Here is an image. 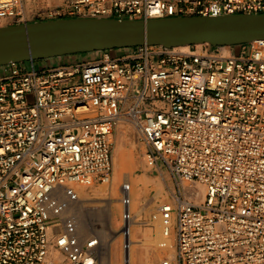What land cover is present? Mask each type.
Returning <instances> with one entry per match:
<instances>
[{
  "label": "built area",
  "instance_id": "2783aa9c",
  "mask_svg": "<svg viewBox=\"0 0 264 264\" xmlns=\"http://www.w3.org/2000/svg\"><path fill=\"white\" fill-rule=\"evenodd\" d=\"M0 0V21L264 13V0ZM187 49L141 44L93 60L0 66V264H102L67 202L113 179V134L135 129L173 181L157 213L175 255L160 264H264V40ZM205 187L197 204V187ZM123 248L133 217L121 184ZM166 245V241L162 242ZM125 263L127 260L125 259Z\"/></svg>",
  "mask_w": 264,
  "mask_h": 264
},
{
  "label": "water",
  "instance_id": "95a60500",
  "mask_svg": "<svg viewBox=\"0 0 264 264\" xmlns=\"http://www.w3.org/2000/svg\"><path fill=\"white\" fill-rule=\"evenodd\" d=\"M257 40H264V13L38 19L0 26V66L104 50L118 53L141 44L237 46Z\"/></svg>",
  "mask_w": 264,
  "mask_h": 264
},
{
  "label": "bare ground",
  "instance_id": "6f19581e",
  "mask_svg": "<svg viewBox=\"0 0 264 264\" xmlns=\"http://www.w3.org/2000/svg\"><path fill=\"white\" fill-rule=\"evenodd\" d=\"M178 48L184 50L188 48V45L179 46ZM225 48L229 49L228 45H226ZM120 126L123 128V132H125L126 134V140L128 141L130 147H124L122 138H118L116 140L115 162L118 170L116 177H114V180H112L110 184L108 183L105 184V186L103 185V188L101 190L96 189V187H94L93 185L78 186L77 190L79 198L75 201H71L63 195L62 197L67 202L66 214L75 219L80 237L85 238L93 234L100 238L101 249L103 254L102 264H152V262L155 258H157L158 255L161 258L172 257L175 255L174 234L171 233L169 237H164L161 221L158 218V215H155L156 213H154L152 216V222L154 223V227H148L149 229L146 228L148 230L143 231V234L141 236H136V230L134 227L136 223L140 221V218L138 217L142 215L144 206L149 203L148 201L144 203V195L147 194L146 192L148 190H145L147 186L146 183V186H144L145 188H138L139 186H136V181L132 179L131 173L139 166L137 160L138 147L136 146L134 138L131 137L133 130L128 126L126 127V124H122ZM133 129L135 128L133 127ZM144 174L142 175L143 178ZM160 175L162 180L166 182V179L162 172H160ZM138 180L140 181V179ZM124 181H127L131 184L132 203L130 206V211L133 213V217L129 220V222L126 223V226L130 229V235L126 238L127 243L129 245V249L126 251L123 248L124 236L120 230L122 225L124 224L122 218L124 207L120 199L122 193L121 184ZM161 190H158V194L161 193ZM197 191L198 193L195 202L197 204H200L205 198L206 190L202 186L197 187ZM98 194H101L100 196H102V199L105 200L103 201V203L95 204V202H89V200L93 199L94 195ZM153 197H151V199H154ZM158 207L154 208L157 209ZM116 211L118 212V216L116 215ZM148 223H150V221ZM137 226L138 225H136V227ZM165 241L166 245L164 246L162 245V242ZM136 256H138L137 259ZM125 259L127 260V263H125Z\"/></svg>",
  "mask_w": 264,
  "mask_h": 264
},
{
  "label": "rangeland",
  "instance_id": "374dc122",
  "mask_svg": "<svg viewBox=\"0 0 264 264\" xmlns=\"http://www.w3.org/2000/svg\"><path fill=\"white\" fill-rule=\"evenodd\" d=\"M25 3L27 4V9H28V11H30L31 9H32V7H33V4H32V0H25ZM45 16H43V17H37V16H34V15H32V14H30V12H28L27 14H26V16H24V20H26V21H33V20H38V19H40V18H44ZM7 21H0V26H4V25H8L7 23H6ZM11 25V24H10ZM114 53H117V52H114ZM82 54H87V53H82ZM89 55H93V57H96L97 55H99V54H97V53H92V54H89ZM130 127L132 130H133V132H132V135H131V137L132 138H134V141L136 142V146L138 147V156H137V160H138V164H139V166L131 173V175H132V179L133 180H135L136 181V186L138 187V188H140V187H144V186H146V188H145V190H148L146 193L147 194H145L144 195V203H146L147 201L149 202V203H147L145 206H144V210L142 211V215L140 216V217H138V218H140V223L138 222V223H136V225H138L137 227H136V225H135V234H136V236L137 237H139V236H141L143 233V231H147L149 228L148 227H154V223L152 222V216H153V214L154 213H157V210H158V208L157 209H155L154 207H158L159 205H160V202H161V204L163 203V202H165V201H168L170 198H171V196H170V188L171 187H173V181H172V179H171V175H170V173H169V171H168V168H167V166H166V164L164 163V161L163 160H161L159 163H160V166H161V169H162V173H163V175H164V177H165V179H166V182H164L163 180H162V178H161V175H160V172L158 173L157 171H154L153 169H151V168H149L148 166H147V164H146V161H145V151H146V146H145V144L143 143V141L141 140V138H140V136L138 135V133L136 132V130L135 129H133V127H131L130 125H128V124H126V127ZM122 131H121V130ZM124 130H123V128L121 127V126H118L117 127V129L115 130V132H114V134H113V141H114V145H113V157H114V174H113V179L112 180H114V177H116V175H117V165H116V162H115V157H116V151H115V148H116V140L118 139V138H122V142H123V144H124V147H130V145H129V143H128V141L126 140V134H125V132H123ZM118 133V134H117ZM121 136V137H120ZM125 136V137H124ZM140 167V168H139ZM140 169V170H139ZM145 173V174H144ZM135 174V175H134ZM144 174V178L142 177V175ZM141 175V176H140ZM148 176V177H147ZM142 177V178H141ZM138 179H140V181L138 180ZM149 179V180H148ZM153 179V180H152ZM138 180V181H137ZM149 182H148V181ZM145 181H147L148 182V184H147V182H145ZM153 181H154V183H153ZM112 182V181H111ZM110 182V183H111ZM142 182V183H141ZM156 182V183H155ZM109 183V184H110ZM145 183H146V185H145ZM141 184V185H140ZM103 185L105 186V183H98V184H95V185H93L94 187H96V189H99V190H101L102 188H103ZM151 186V187H150ZM203 185H200V184H198V186H197V184H196V187H202ZM153 187V188H152ZM159 187V188H158ZM148 188V189H147ZM151 188V189H150ZM158 188V189H157ZM161 188H162V190H161ZM203 188H205L204 186H203ZM157 189V190H156ZM158 190H161V193H159L158 194ZM156 192V193H155ZM167 192V193H166ZM151 193V194H150ZM158 194V195H157ZM99 196L101 195V194H98ZM98 195H94L93 196V199H91V200H89V202H95V204H101V203H103V201H105L104 199H102V196H98ZM98 196V197H97ZM148 196V197H147ZM154 196V197H153ZM155 196H156V198H155ZM159 198H158V197ZM150 197V198H149ZM151 197H153L154 199H151ZM96 198V199H95ZM146 198V199H145ZM149 198V199H148ZM159 199H161V200H159ZM151 202H150V201ZM154 202H156V203H154ZM150 206H149V205ZM153 204V205H152ZM154 209H153V208ZM151 210H150V209ZM150 211V217H149V211ZM116 215L118 216V212L116 211ZM145 220H147V221H145ZM143 221V222H142ZM150 221V223H148ZM150 225V226H149ZM141 227V228H140ZM146 228H148V229H146ZM145 229V230H144ZM121 230V229H120ZM137 257L138 256H136V259H137ZM161 257H159V255L157 256V258H155L154 259V261L152 262V264H160V262H161Z\"/></svg>",
  "mask_w": 264,
  "mask_h": 264
},
{
  "label": "crops",
  "instance_id": "0c3cea01",
  "mask_svg": "<svg viewBox=\"0 0 264 264\" xmlns=\"http://www.w3.org/2000/svg\"><path fill=\"white\" fill-rule=\"evenodd\" d=\"M89 54H92V53H87V54L79 53V54H72V55H67L63 57L43 59V60L38 61V64L40 66H56V65H60L62 63H67L71 61L93 60L96 58V57H93V55H89Z\"/></svg>",
  "mask_w": 264,
  "mask_h": 264
}]
</instances>
